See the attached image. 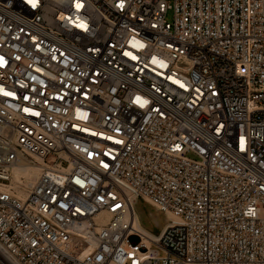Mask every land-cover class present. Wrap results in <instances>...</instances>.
I'll use <instances>...</instances> for the list:
<instances>
[{"label":"built area","instance_id":"built-area-1","mask_svg":"<svg viewBox=\"0 0 264 264\" xmlns=\"http://www.w3.org/2000/svg\"><path fill=\"white\" fill-rule=\"evenodd\" d=\"M0 264H264V0H0Z\"/></svg>","mask_w":264,"mask_h":264},{"label":"bare ground","instance_id":"bare-ground-1","mask_svg":"<svg viewBox=\"0 0 264 264\" xmlns=\"http://www.w3.org/2000/svg\"><path fill=\"white\" fill-rule=\"evenodd\" d=\"M41 162V160L36 159V162ZM37 163H32V164H28V163H23V164H18L14 167L13 169V173H14V179L17 181H20V177H24V179L21 181L20 184V189L21 191H25L28 187H30L35 179L37 178L38 174H39V167L40 165ZM139 209V208H138ZM136 217L138 220L139 225L145 229L150 235L153 236H159L160 233H155L154 231L150 230L147 226H145V224L143 223V220L140 216L139 211L136 212ZM164 226L161 227L160 232L163 230Z\"/></svg>","mask_w":264,"mask_h":264},{"label":"rangeland","instance_id":"rangeland-1","mask_svg":"<svg viewBox=\"0 0 264 264\" xmlns=\"http://www.w3.org/2000/svg\"><path fill=\"white\" fill-rule=\"evenodd\" d=\"M173 3V0H167ZM167 19L172 21L173 19V9H169L167 13ZM139 208V209H138ZM137 210L143 220L145 226L150 230L157 233L161 227L164 225L165 217L162 213L157 211L151 204L140 200L137 204Z\"/></svg>","mask_w":264,"mask_h":264}]
</instances>
